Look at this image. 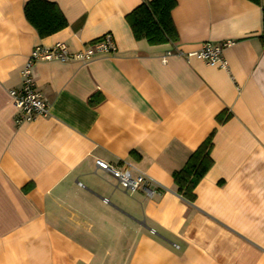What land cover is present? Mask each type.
Instances as JSON below:
<instances>
[{"label":"crops","instance_id":"0c3cea01","mask_svg":"<svg viewBox=\"0 0 264 264\" xmlns=\"http://www.w3.org/2000/svg\"><path fill=\"white\" fill-rule=\"evenodd\" d=\"M27 1L0 0V264H264V0H177L178 40L158 45L126 19L144 0H47L67 25L45 36ZM108 32L114 54L35 63L49 112L16 125L32 50ZM225 40L226 67L189 55ZM211 133L189 201L173 173ZM97 159L160 188L126 192Z\"/></svg>","mask_w":264,"mask_h":264},{"label":"built area","instance_id":"2783aa9c","mask_svg":"<svg viewBox=\"0 0 264 264\" xmlns=\"http://www.w3.org/2000/svg\"><path fill=\"white\" fill-rule=\"evenodd\" d=\"M231 43V40L219 43L205 41L197 52L189 55H198L210 64L226 67L227 62L223 56V51ZM116 49L114 36L110 32L76 52H72L65 42H56L48 47L36 46L22 67L21 86L9 90V95L16 109L15 124L21 125L49 112V103L39 91L33 76V67L37 61L53 59L89 61L100 54H114ZM170 53L168 52V54ZM96 165L99 169L109 172L126 192H133L141 188L151 195L160 188L153 178L136 170L128 163L118 166L103 159H97ZM105 200L107 201V199Z\"/></svg>","mask_w":264,"mask_h":264},{"label":"trees","instance_id":"16d2710c","mask_svg":"<svg viewBox=\"0 0 264 264\" xmlns=\"http://www.w3.org/2000/svg\"><path fill=\"white\" fill-rule=\"evenodd\" d=\"M262 4V0H250ZM177 0H144L126 19L136 39H146L151 45L176 42L178 32L172 11ZM27 19L40 35L54 33L67 25V20L55 3L47 0H29L24 7ZM260 41L264 48V20ZM223 117L219 116V122ZM213 133L194 151L183 168L173 173L177 192L189 201L195 199V188L213 165L211 151Z\"/></svg>","mask_w":264,"mask_h":264}]
</instances>
